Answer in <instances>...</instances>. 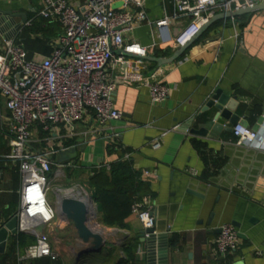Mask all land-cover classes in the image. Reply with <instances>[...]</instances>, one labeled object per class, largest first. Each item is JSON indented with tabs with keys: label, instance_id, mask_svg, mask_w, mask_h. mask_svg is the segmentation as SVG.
I'll return each instance as SVG.
<instances>
[{
	"label": "crops",
	"instance_id": "0c3cea01",
	"mask_svg": "<svg viewBox=\"0 0 264 264\" xmlns=\"http://www.w3.org/2000/svg\"><path fill=\"white\" fill-rule=\"evenodd\" d=\"M168 1L143 0L146 18L154 20L168 13ZM70 2L81 7L85 0ZM39 5L40 0H0V9L10 13L11 17H4L9 24L19 23L20 13L26 21L32 19L15 30L12 26L0 31V41L22 38L29 55L47 54L50 47L46 52L39 51L37 39L43 33L49 36L48 41L53 40L59 27L53 21L35 17ZM149 30L148 25L140 23L124 38L149 47ZM233 31L240 34L239 44L232 37ZM153 50H148L152 56ZM154 65L149 62V67ZM163 66V81L169 90L161 103H150L143 85L118 84L111 103L121 112L119 119L99 125L86 115L74 124L71 133L62 130L61 142L67 148L61 151L73 149V154L61 162L56 161L58 153L52 157L46 193L52 191L53 197H45L53 217L40 230L56 258L22 259L30 243L27 238L15 241V232L7 234L0 249V264H145V245L137 237L141 230L137 218L121 210L115 224H106L94 198L95 187L111 190L109 167L117 161H126L132 171L139 173L152 194L153 228L154 232L166 233L167 264H264V124H260L264 114V9L214 21L181 58ZM215 90L236 97L233 114L243 126L263 135L259 146L235 143L231 129L208 139L184 126L199 120L198 114ZM8 122L9 113L0 95V155L9 150ZM43 135L32 127V142L27 149L44 148ZM156 139L158 147L153 148ZM66 163L70 166H60ZM0 166L4 167L0 170L2 221L17 208L20 179L16 163L0 161ZM74 168L86 172L89 193L62 192L51 186L52 169L57 173ZM144 170L148 175H140ZM122 189L125 192L119 199L131 195L128 186ZM64 198L88 205L92 212L86 223L90 236L84 237L75 220L62 214ZM223 223L234 226L238 243L233 251L217 258L211 250L212 240Z\"/></svg>",
	"mask_w": 264,
	"mask_h": 264
},
{
	"label": "built area",
	"instance_id": "2783aa9c",
	"mask_svg": "<svg viewBox=\"0 0 264 264\" xmlns=\"http://www.w3.org/2000/svg\"><path fill=\"white\" fill-rule=\"evenodd\" d=\"M260 1L169 0V12L149 20L142 8L143 0H85L81 7L70 0H40L35 17L53 21L59 27V33L47 43L50 51L28 55L21 41L13 38L0 41V95L9 113L7 131L11 137L9 150L0 155V161L16 163L20 179L15 232L34 237L22 259L56 258L47 236L35 228L53 217L45 194L52 157L67 148L61 142L62 130L71 133L74 124L86 115H91L99 125L119 119L121 112L111 103V94L118 84L143 85L149 102L161 103L169 90L163 81L164 66L149 67V62L142 59L150 55L148 50L171 52L191 38L212 15L251 8ZM116 2L119 6L112 8ZM140 23L150 28L149 47L124 38ZM232 37L236 44L241 42L238 32L233 31ZM215 43L219 45L220 40ZM121 51L130 56L120 54ZM260 124H264V114L260 116ZM32 127L43 132L44 148L27 149L32 142ZM231 135L235 143L255 147L263 138L258 130L240 123L232 126ZM152 147H158L157 139ZM140 175L146 176L148 171ZM129 211L142 229L154 225L150 194L133 201ZM237 243L234 226L223 223L212 240L211 250L214 256L222 258Z\"/></svg>",
	"mask_w": 264,
	"mask_h": 264
},
{
	"label": "water",
	"instance_id": "95a60500",
	"mask_svg": "<svg viewBox=\"0 0 264 264\" xmlns=\"http://www.w3.org/2000/svg\"><path fill=\"white\" fill-rule=\"evenodd\" d=\"M119 6V3H113L112 8ZM264 9V0H261L259 4L251 8H243L239 10H232L225 13H216L212 15L203 25H201L198 30L182 45L177 46L166 56H152L145 55L142 57L143 60L147 62L154 63L155 65H165L176 61L184 51L191 45L200 35L209 27L214 21L225 19L229 17H235L242 14L253 13ZM5 15L10 16L8 11L0 9V31L5 30L13 26L15 30L20 24L25 23L26 17L23 14H19L20 21L19 23L9 24L4 18ZM124 56H130L126 52H119ZM237 104L235 96H228L226 94L220 93V91L215 90L213 94L206 100L203 105L200 113L198 114V121H193L191 123L185 124L186 128L190 127L189 131L199 135L206 136L208 139H213L217 137L219 131H230V127L235 123H240L245 125L243 121H239L238 117L233 114V110ZM225 121L227 125H225ZM70 151H60L58 152L57 162L67 160L72 157ZM4 167L0 166V170ZM1 178V176H0ZM61 212L62 214L69 215L72 219L75 220L78 228L82 232L84 237L90 236V231L86 227V223L89 220L90 212L88 205L83 201L73 198H64L61 201ZM15 224L16 218L14 213L6 218L5 220L0 221V249L4 246L7 234H15ZM35 230L40 232L41 225H38ZM137 237L139 242L144 243L145 245V254L144 260L145 264H167V242H166V233L164 232H154V228L148 227L138 231Z\"/></svg>",
	"mask_w": 264,
	"mask_h": 264
},
{
	"label": "trees",
	"instance_id": "16d2710c",
	"mask_svg": "<svg viewBox=\"0 0 264 264\" xmlns=\"http://www.w3.org/2000/svg\"><path fill=\"white\" fill-rule=\"evenodd\" d=\"M38 38L37 43L39 51L46 52L49 36L40 33ZM20 41L23 43V46L29 55L30 51L24 44L23 39L20 38ZM169 53L170 51L168 49L166 51H159L158 49L153 50V56L168 55ZM182 56L183 54L179 58ZM109 174L110 180L113 184L111 190L105 191L99 187H95L94 198L102 210V220L106 224H115L114 219H117V221L119 220L121 210L123 212L125 210L126 213H130L129 207L133 201H138L145 194H150L151 196L152 194L147 190L146 183L140 179L139 173L132 171L126 161H117L111 164L109 167ZM124 186H128L131 189V195L123 199H119L120 196L124 195L123 192L125 191L122 189ZM116 213L118 215H116ZM109 215H112L113 219H111ZM24 238L28 239L27 244L33 242V238L31 236L25 235L22 232H18L14 236L15 241H20Z\"/></svg>",
	"mask_w": 264,
	"mask_h": 264
},
{
	"label": "rangeland",
	"instance_id": "374dc122",
	"mask_svg": "<svg viewBox=\"0 0 264 264\" xmlns=\"http://www.w3.org/2000/svg\"><path fill=\"white\" fill-rule=\"evenodd\" d=\"M37 146V145H36ZM86 172L82 168H74L70 170H62L60 172L55 173L54 169L51 170L50 177L52 178L51 186L56 189L61 190L62 192L67 191H78V192H86L89 193L88 183L86 184ZM49 177V178H50ZM54 191V189H53ZM46 197H53L52 191H48L46 193ZM95 216V215H94ZM95 218V217H94ZM97 220V216L96 219Z\"/></svg>",
	"mask_w": 264,
	"mask_h": 264
}]
</instances>
